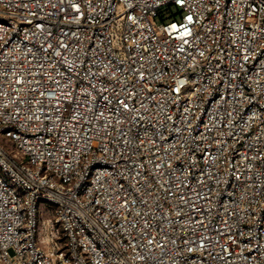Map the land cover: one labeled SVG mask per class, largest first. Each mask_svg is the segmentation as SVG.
Masks as SVG:
<instances>
[{"label": "built area", "instance_id": "2783aa9c", "mask_svg": "<svg viewBox=\"0 0 264 264\" xmlns=\"http://www.w3.org/2000/svg\"><path fill=\"white\" fill-rule=\"evenodd\" d=\"M0 264H264V0H0Z\"/></svg>", "mask_w": 264, "mask_h": 264}, {"label": "rangeland", "instance_id": "374dc122", "mask_svg": "<svg viewBox=\"0 0 264 264\" xmlns=\"http://www.w3.org/2000/svg\"><path fill=\"white\" fill-rule=\"evenodd\" d=\"M43 217L45 218V219H48L49 217H50V215H49V213L48 212H44V214H43Z\"/></svg>", "mask_w": 264, "mask_h": 264}]
</instances>
